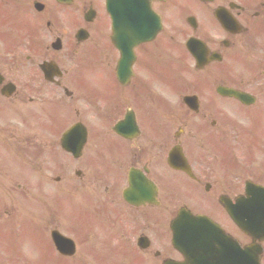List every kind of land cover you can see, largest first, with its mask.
<instances>
[{"label": "flooded vegetation", "instance_id": "1", "mask_svg": "<svg viewBox=\"0 0 264 264\" xmlns=\"http://www.w3.org/2000/svg\"><path fill=\"white\" fill-rule=\"evenodd\" d=\"M151 5L162 30L124 70L105 0H31L26 53L0 28V145L14 153L31 137L34 168L47 169L65 195L77 188L85 251L132 248L147 236V264H184L187 249L172 245L167 227V203L176 202V214L212 224L197 234L196 255L208 254L200 263L264 264V237L248 232L254 214L264 225V0ZM127 115L132 128L115 130ZM29 118L31 130L22 127ZM73 125L75 153L62 141ZM172 151L177 167L168 163ZM103 169H112L110 184ZM130 180L153 186L150 202L125 198ZM45 220L62 228L51 214ZM95 222H108L114 240L88 241ZM4 224L0 214V242Z\"/></svg>", "mask_w": 264, "mask_h": 264}, {"label": "rangeland", "instance_id": "2", "mask_svg": "<svg viewBox=\"0 0 264 264\" xmlns=\"http://www.w3.org/2000/svg\"><path fill=\"white\" fill-rule=\"evenodd\" d=\"M179 1V0H178ZM180 1H184V0H180ZM5 111V109H3ZM6 148V147H5ZM3 147V145H0V159L2 160L1 164L5 165V163H7V165L9 167H11V171L12 173H14L16 170V167L14 165H11V163H8V154H6V149ZM8 151V149H7ZM9 160L11 161V158H9ZM19 162H15V165H18ZM23 169L25 170V167H23ZM16 183L12 184V185H7L8 188V192L10 191V188L12 189L13 192H15V189H18L15 185ZM25 184V183H24ZM13 187V188H12ZM30 193V191H28ZM24 202H30L28 200L23 201L22 204H24ZM68 208V206L66 205V200H65V204H64V210H66ZM72 233L76 236H78V230H71ZM32 239H33V234L30 231H26L24 233L23 236L20 237V244L18 246V251L23 255V257H25L27 259L26 262L31 263L32 262V252H31V246H32ZM41 250V248H40ZM134 255H136V252H133ZM128 255V253H126ZM126 254H121V252H119V254H115L117 258V263L116 264H138L136 262H129L128 256ZM40 264H50L49 261L47 260H43L42 263ZM113 264V263H112ZM140 264V262H139Z\"/></svg>", "mask_w": 264, "mask_h": 264}, {"label": "water", "instance_id": "3", "mask_svg": "<svg viewBox=\"0 0 264 264\" xmlns=\"http://www.w3.org/2000/svg\"><path fill=\"white\" fill-rule=\"evenodd\" d=\"M144 25H146L147 28H144L142 31H140L139 29H137V30L139 31L138 32L139 34H143V36H146V35H148L152 31V29L149 28L150 27V24L149 23L143 24V27H144ZM151 25H153V24H151Z\"/></svg>", "mask_w": 264, "mask_h": 264}]
</instances>
